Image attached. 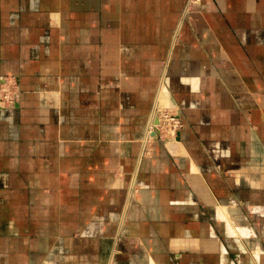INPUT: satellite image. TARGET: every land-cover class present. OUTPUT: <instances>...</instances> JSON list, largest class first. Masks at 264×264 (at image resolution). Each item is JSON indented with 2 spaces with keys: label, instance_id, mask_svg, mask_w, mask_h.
Listing matches in <instances>:
<instances>
[{
  "label": "crops",
  "instance_id": "obj_1",
  "mask_svg": "<svg viewBox=\"0 0 264 264\" xmlns=\"http://www.w3.org/2000/svg\"><path fill=\"white\" fill-rule=\"evenodd\" d=\"M187 3L0 0V264H264V0Z\"/></svg>",
  "mask_w": 264,
  "mask_h": 264
},
{
  "label": "built area",
  "instance_id": "obj_2",
  "mask_svg": "<svg viewBox=\"0 0 264 264\" xmlns=\"http://www.w3.org/2000/svg\"><path fill=\"white\" fill-rule=\"evenodd\" d=\"M200 2H201V0H188V3H187L188 5H187L186 10H185L188 18H189V16L191 17V12L194 11V6ZM20 96H21V91H20L18 84L15 80H10L8 83L7 82L4 83L2 85V87L0 88V102H1L2 106H4V107H8V108L14 107L19 102ZM173 117L176 118V120L173 123V129L175 131L174 136L177 137L178 130L181 126V122L179 120L178 114H175V116H173ZM151 133H152V136L156 137V139L157 138L162 139L161 134H160L161 130L151 128ZM148 148H149V145L145 147V149H144L145 153H147Z\"/></svg>",
  "mask_w": 264,
  "mask_h": 264
},
{
  "label": "bare ground",
  "instance_id": "obj_3",
  "mask_svg": "<svg viewBox=\"0 0 264 264\" xmlns=\"http://www.w3.org/2000/svg\"><path fill=\"white\" fill-rule=\"evenodd\" d=\"M187 5H188V4H187ZM187 5H186V7H187ZM186 7H185V10H186ZM185 10H184V13H185V15L187 16ZM173 116H175V113H173L171 109L165 108V107L162 106L161 104H159V105H157V106L155 107L154 111L152 112V114H151V116H150L151 118H149L150 121H149V123H148V125H147L148 127L146 128L145 133H144V135H143V141H142V143H143V148H144L146 145L149 144V139H150V137H152V138H154V139L156 138L155 136H152L151 128L162 130V128H163L164 126H167V127L170 128V131L168 132L169 134H168L167 138H168V137H170V138H174V139L176 138V137L174 136L175 131H174V129H173V123H174V121L176 120V118L173 117ZM160 134H161V137H162V132H161ZM162 139L164 140V138H162ZM170 140H171V139H170ZM167 143H168V142H167ZM172 143H173V142H172ZM172 143H171V144H172ZM174 145H175V144H174ZM171 148H172V147H171ZM173 148H174V146H173Z\"/></svg>",
  "mask_w": 264,
  "mask_h": 264
},
{
  "label": "rangeland",
  "instance_id": "obj_4",
  "mask_svg": "<svg viewBox=\"0 0 264 264\" xmlns=\"http://www.w3.org/2000/svg\"><path fill=\"white\" fill-rule=\"evenodd\" d=\"M198 4H199V3H197L196 5H198ZM196 5H195V6H196ZM195 6H194V7H195ZM162 106H163V105H162ZM171 110H172V109H171ZM172 112L175 113V114H178V113H177V110H176V111L173 110ZM169 131H170V128L167 127V126H164V127L162 128L161 132H162V138H164V140L167 139V136H168V134H169V133H168ZM153 139H154V138L150 137V139H149V144H148V145H150V143L153 141ZM155 139H156V138H155ZM155 139H154V140H155ZM175 139H176V138H175ZM148 145H146V146H148ZM146 146H145V147H146Z\"/></svg>",
  "mask_w": 264,
  "mask_h": 264
}]
</instances>
